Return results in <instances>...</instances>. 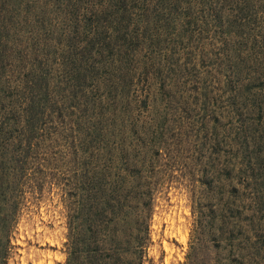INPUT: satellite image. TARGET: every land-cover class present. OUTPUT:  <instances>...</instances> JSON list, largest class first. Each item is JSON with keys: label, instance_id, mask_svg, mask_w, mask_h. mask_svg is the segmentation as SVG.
I'll return each instance as SVG.
<instances>
[{"label": "trees", "instance_id": "trees-1", "mask_svg": "<svg viewBox=\"0 0 264 264\" xmlns=\"http://www.w3.org/2000/svg\"><path fill=\"white\" fill-rule=\"evenodd\" d=\"M17 1L0 0V83L15 69L19 81L0 106V228L16 219L11 172L26 176L63 129L76 155L65 264H144L157 195L174 185L193 201L185 264H264V0H56L54 59L52 45L34 59L14 48Z\"/></svg>", "mask_w": 264, "mask_h": 264}, {"label": "rangeland", "instance_id": "rangeland-1", "mask_svg": "<svg viewBox=\"0 0 264 264\" xmlns=\"http://www.w3.org/2000/svg\"><path fill=\"white\" fill-rule=\"evenodd\" d=\"M28 1L32 0H21L23 5L18 7L19 19L24 26H18L16 29L14 48L20 51L28 46V54L34 59L36 55L42 56L44 45H52L50 51L57 49L55 56L50 55L54 59L61 55L65 48L63 44H59L58 40V36L65 30L64 15H58L59 6L55 3L56 0H36L34 4ZM47 11H49L48 15ZM44 20L49 23L46 29L55 28L51 34L54 38L48 42L44 36L45 30H41ZM23 53H21L22 56ZM18 58L15 57V64ZM49 64L52 69H56L53 72L59 83L58 76L61 75V70L57 69L55 62L50 61ZM17 79L18 70L15 69L9 73L7 79L0 83V106L12 103L13 100L7 92L9 89H16L19 83ZM59 85L63 87V84ZM19 127L20 124L18 129ZM60 131H52L51 137L56 140L54 144L50 136H47L45 142L40 143L37 149L39 159L37 158L34 162L31 170L26 171V176H22L21 171L11 172L15 174L10 176L11 187L18 201L16 219L12 225L0 228L7 230L2 236H5L10 243L8 245L9 254L6 258L7 264L66 263L69 209L64 193L67 187L66 182L73 176L70 170L75 165L72 161L75 160L76 155L70 151L69 143L65 140L64 133L67 132L62 133L63 129ZM16 140L17 148L20 150L21 137L16 136ZM5 161L9 160H3L0 154V170ZM45 162L49 168L44 165ZM35 171L37 172L36 178L29 174ZM0 197L2 199L5 197L2 189H0ZM14 207L13 205L10 210L14 211ZM192 227L191 194L176 185L161 188L155 201L150 226L151 241L145 250L144 264H185L189 262L195 253L191 246Z\"/></svg>", "mask_w": 264, "mask_h": 264}]
</instances>
